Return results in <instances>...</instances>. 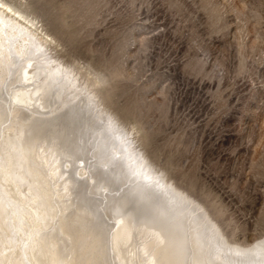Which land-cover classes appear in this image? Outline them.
Returning <instances> with one entry per match:
<instances>
[{
	"label": "rangeland",
	"instance_id": "374dc122",
	"mask_svg": "<svg viewBox=\"0 0 264 264\" xmlns=\"http://www.w3.org/2000/svg\"><path fill=\"white\" fill-rule=\"evenodd\" d=\"M0 5L24 14L80 86L95 87L152 173L202 206L219 238L238 248L264 239V0Z\"/></svg>",
	"mask_w": 264,
	"mask_h": 264
},
{
	"label": "bare ground",
	"instance_id": "6f19581e",
	"mask_svg": "<svg viewBox=\"0 0 264 264\" xmlns=\"http://www.w3.org/2000/svg\"><path fill=\"white\" fill-rule=\"evenodd\" d=\"M11 8L0 5V264H264V239L238 248L219 238Z\"/></svg>",
	"mask_w": 264,
	"mask_h": 264
}]
</instances>
